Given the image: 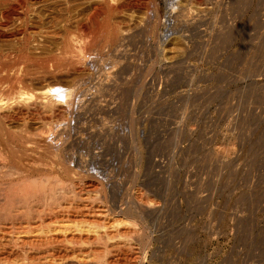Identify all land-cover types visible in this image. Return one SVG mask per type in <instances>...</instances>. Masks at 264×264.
Masks as SVG:
<instances>
[{"label": "rangeland", "instance_id": "374dc122", "mask_svg": "<svg viewBox=\"0 0 264 264\" xmlns=\"http://www.w3.org/2000/svg\"><path fill=\"white\" fill-rule=\"evenodd\" d=\"M52 1L34 3L29 10L39 24L37 35L45 37L32 43L42 49L39 58L52 70L62 57L51 58L58 52L54 48H61L65 35L57 15L66 18L69 4L73 12L74 7L76 13L80 10L68 17L69 33L86 34L90 40L106 18L118 26L123 21L119 27L130 31V39L121 41L120 49H125L120 55L93 53L86 65H77L81 69L69 67L62 57L58 69L67 75L61 71L44 79L48 66L36 73L33 87L55 77L74 85V103L64 118L48 111L16 116L8 122L12 140L30 139L48 124L67 132L58 131L67 134L61 158L75 171V181L62 173L51 177L62 178L75 195L78 191L73 206L81 204L90 215L105 217L107 226L117 217L132 218L145 235L120 236L110 226L115 236L109 241L119 244L107 253L113 254L109 258L121 257L125 242L138 256L133 264H264V0H156L158 19L157 11L146 5L149 0H116L111 8L109 0H56L55 9L48 6ZM93 8L99 15L90 28L101 24L84 34L78 26L89 20ZM37 151L30 153L37 157ZM9 161L17 162V157ZM89 179L101 188L90 190L85 186ZM141 199L148 200L147 206L152 202L153 210L148 207L149 212L136 217L128 208L139 206ZM18 216L0 224V251L16 252L8 258L0 252V264L31 263L23 260V246L12 241L25 234V217ZM64 245L70 256L57 258L58 264L94 259L95 244L79 245L78 250L70 242Z\"/></svg>", "mask_w": 264, "mask_h": 264}, {"label": "bare ground", "instance_id": "6f19581e", "mask_svg": "<svg viewBox=\"0 0 264 264\" xmlns=\"http://www.w3.org/2000/svg\"><path fill=\"white\" fill-rule=\"evenodd\" d=\"M46 1H52V0H0V54L3 53L4 58H6L3 60H2V57L0 58L2 60V62H0V224L2 226L4 223V220L9 219V218L13 219V216L15 218L19 217L18 215L25 217V221H24L26 223V225H24L25 230L21 231L22 233L24 232L25 234L22 237H20V236L15 237L17 239L12 238V241L14 239V242H16L17 244L19 243L21 245V247L22 246L24 247V248L22 247V250H23L22 252H23V256H24L23 260L27 259L28 262L29 261L31 262L30 264H55L56 263L55 261L57 258L66 260V257L70 256L69 251H68L69 249H67V247L64 245L66 242L72 243L74 245L73 248L76 246V249H77V246L84 245L87 243H90L92 245L93 244L97 245L96 248L95 247H94V249L92 248L94 251L93 252L94 253V259L92 261L89 259V261H91L89 264H131V263L133 264L135 262L134 261L135 256H137V255L134 256L136 251L130 247L131 246L130 244H126L124 242V244L127 246V249H125L123 251V254L121 257H119L120 255L119 256L117 255V257H119V258H117V257L115 258L114 256H113L114 258H109L113 254L108 256L107 253L111 250L113 251L112 248L114 246H116V244H119V243H116L115 241H113V242L109 241V239H111L113 236H115L114 233H118V234H120V236H123V235L128 236L130 234L131 235L134 234L137 236L141 235V234L143 235L142 230H141L142 233L140 234L139 229H137V226H136L137 223H135L133 220H131L132 218L124 219L123 217H121V218L117 217V218H114L112 220V223L114 222L112 225L107 226V224L104 221L105 217L103 219L102 218L100 219L99 217H95V216L90 215L89 214L90 212H87L86 210H84L82 208L81 204H80L81 207H80V205L79 206L78 205L73 206L72 200L74 198H76L79 201V199L77 198L79 196L76 197L78 191L76 192V195H75V192H73V190L69 191L67 185L64 182L62 183V180H61L62 178L60 179V177L57 178L55 176H54L55 178L51 177L52 173L53 174H55V173L61 174L62 173L63 176L69 177L72 180V172H75L71 168V165H70V167L67 166V165H69L66 163L67 161H64V159L61 158V155H62L61 152L65 151L64 147H63V151H61L62 141L63 140L65 141V139H66L63 136L67 135V134H64L67 132H65L64 130L63 131L58 130L60 132H64L63 133L64 135L62 136L61 133H59L57 131V129H55V124L54 125L48 124L47 129H45V130L41 129V130H39V132H37V133L35 132V135L33 134L32 135L33 137L31 136L30 139H29V137L26 136L27 137L26 140L22 138L23 140L20 139V141L18 140V142H16V143H15L14 139L12 140V138H15V137H13L14 135H12L13 132H12L11 126H9L8 122H10V120L12 121V119L16 118V116L20 117V116H23L25 113L28 114V113H31L32 111H36L38 113L37 115H39L40 113H44V112L47 113V111H48V112H51L52 116H56V117L61 116L64 118L65 115L67 114V111L70 109V107H72L74 100H75L76 94H75L74 85H69V84H67L69 86L63 85V83H60L59 79L57 80L56 77H55L56 80L54 79L53 81H51L52 80L51 79L50 81L46 82L45 84H43L44 83L43 82L42 85H41V83L37 82V87H33V85H32L34 75L37 76L36 73H39V72L42 74L43 69H45L48 65H47V62H44L45 60H42L41 58H39L41 53H42L41 52L42 49H40V47H38L37 44L32 43V42H36V41H38V43H39L40 41L45 40V37L43 36L44 39L40 40L41 37L38 36L41 34V33L39 34V29H38L39 24L35 23L33 21V17H32L33 12L31 14L30 13L31 11H29V10H30V5H33L34 3L38 4L40 2L42 3V2H46ZM61 1H63L64 3H67V0H61ZM115 1L116 0H109L108 5L114 4ZM124 1H126V0H124ZM129 1H131V0H129ZM120 2L124 3L122 0ZM135 2H137V1L135 0ZM135 2H133V0H132V3H135ZM197 2L199 3V0ZM68 3H69V1H68ZM171 3L173 5V1ZM55 4H56V0H53L52 2L48 3V6L50 5L51 7H53ZM148 4H150L152 6L153 10L157 11V14H155V19L156 18L158 19V17L161 16V14H160L161 9L159 10V7L157 6L156 0H149V3H147L146 5H148ZM45 5L47 6V4H45ZM120 5H119V8H120ZM126 5L127 4H125V6ZM69 6H70V4L68 5V7L65 8L66 15L68 14L67 16L65 15L66 18H63V16L61 17V15H59L60 13L58 12L59 14L57 15V17L60 16V18H57L58 20L60 19V21H59L60 24L59 23L58 24L61 28L60 30H63L65 35H63L64 37H63V41H62L63 43L61 42V44H62L61 48H54V49H58L57 50L58 52H56V51L54 53L52 52L54 54V56L52 55L51 58H54L56 55H58V56L60 55L63 57L64 61L66 58L68 59V62L70 65L69 67H74L75 69H81L80 66L86 65L87 59L94 56L93 53H95V55H96V52H97L98 56H101V57H103L104 55L106 56L110 52H111V54L114 52H116L117 55L119 54L118 52H120L124 48L123 47L122 49H120L121 41L127 39L130 36V31H127V29L123 30L121 27H119L121 22H123V21H121L120 24L118 23L119 24V26H118L116 24V22H117L116 20H115L116 22L112 21V23H111V22L107 21L106 18H104V20H100V21H102V25H101V27H99L101 22L99 23V21H98V23H96L97 22V20H96V22H94V23L98 24V26H95L96 25L95 24L94 27H97V28H95L96 30H98V27H99V30L97 31V33L93 32V31L92 32L96 33L95 35L101 36V38L96 37L95 39H98V41L97 40L95 41V39H94L95 35L92 36V34H91L92 37H90L91 39L89 40V38H87L88 36L85 34L84 30H87L89 32L91 30H93L94 27L93 28H90V27H92V25H93L92 24L93 20L97 18L98 13L96 14V11L99 8H97L96 6H95V8H97L96 10L93 8L94 12L92 13L91 17H89L91 12H90L89 16L87 15L89 17V20L86 23L82 22L83 24H80L81 26H78L79 23H77V22L75 23V24H77L75 26H78L81 29H83V32L85 34V35L82 34V36L81 35L76 36L75 33H73L74 35L71 34L72 32L69 33V31L67 30V25L70 26V24L72 23V22L69 23L70 22L69 20H71L70 19L71 16H69V15H71L72 13L77 11L78 8L76 9V7H74L75 11L73 12L72 8ZM71 6L73 7V5H71ZM115 6H116V3H115ZM102 7H104V6H102ZM108 7H110V5ZM111 7H112V5H111ZM82 8H83V6H82ZM110 8H108V12H109V10H113ZM113 8L116 9L115 7H113ZM65 10H62V11H65ZM120 10H122V9L120 8ZM184 10H186V9H184ZM90 11H92V10H90ZM104 11H107V8H105ZM99 12H101V11H99ZM51 13H53V12H51ZM77 13L75 12L74 14L77 15ZM101 13H100V15H101ZM177 13H178V11H177ZM56 14L57 13H55V16H56ZM183 16H184V14H183ZM44 17H46V16H44ZM68 17H70V18L68 19ZM38 18H39V16H38ZM61 18H63V19L61 20ZM48 19H49V17H48ZM52 19H54V18H52ZM101 19H103V18H101ZM72 20H73V18H72ZM75 21H77V19ZM50 22H52V21H50ZM124 22H126V21H124ZM39 23H40V21H39ZM57 29H59V28H57ZM79 29H78V31H79ZM89 32H88V35H89ZM228 34H231V33H228ZM84 36H87L86 37L87 39ZM53 38L54 37H52V39ZM46 39H47V37H46ZM54 39H56V38H54ZM128 39H130V38H128ZM50 40H51V38H50ZM31 43L33 45L32 47H31ZM33 50H35V51H33ZM1 56H2V54H1ZM62 57H61V59H62ZM64 57H65V59H64ZM61 59H60V61H61ZM58 61H59V59L57 60V65L55 66V69L52 70L50 65H49L50 68H49V66L47 67V72H49V74H46L43 72L44 76L47 75V77L49 78L48 75L54 76L56 73L58 74L62 71L61 72V74H62L65 71V70L58 69V67H59L58 64L60 62V61L59 62ZM53 62H55V61L53 60ZM61 63H60V65H61ZM30 64L35 66V68L33 67L35 69V71H34V69L31 70L29 68V66H31ZM78 64H80V66H77ZM52 65H53V63H52ZM52 67L54 68V66H52ZM48 68H49V71H48ZM63 69H64V67H63ZM75 69H72V70L75 71ZM81 71H83V70H81ZM66 73L67 72L65 71V74ZM69 73H71V72H69ZM38 75L40 76V74H38ZM36 76L34 77V79L37 78ZM57 77H58V75H57ZM51 78H53V77H51ZM41 79H43V78H41ZM41 79H40V81H41ZM44 79H46V76ZM37 80H38V78H37ZM74 81L76 83L77 79ZM38 83L40 85H38ZM35 84H36V82H35ZM72 84H73V82H72ZM100 89H101V87H100ZM69 111H71V110H69ZM36 112H35V114H36ZM33 114H34V112H33ZM44 116H45V114H44ZM40 117H41V115H40ZM69 117H71V116L69 115ZM66 120H68V119H66ZM45 123H44V125L46 126ZM44 125L42 127L43 129L45 127ZM65 137H67V136H65ZM35 148H36V150H39V151H37V157L32 156L33 152L35 151ZM30 151L32 152V154L30 153ZM6 152H8L9 156H6V155L3 156V153H6ZM23 155L27 156L26 162H23L21 160V159H25V158H21V156H23ZM44 156L49 159V162H46V160L43 158ZM64 156H66V155H64ZM7 157H8V159H7ZM16 157H17V162L13 163V162L9 161V158H10V160H13V158L15 159ZM64 162L67 165L66 164L64 165ZM54 165L57 167L54 168L55 167ZM58 176H60V175H58ZM73 180H72V182L75 181V180L74 181ZM82 180H83V178H82ZM94 180L92 181L89 179L87 181L88 184L85 186L86 187L88 186V188L90 187V190H91V188L98 189L99 186L97 187V184H96V182H94ZM82 184H83V182H82ZM73 186H74V184H73ZM100 186H102V185H100ZM99 188H101V187H99ZM70 189H71V187H70ZM78 190H80V189H78ZM74 191H75V189H74ZM103 197H105V196H103ZM76 199H74V201ZM139 199H140V197H139ZM91 200H93V199H91ZM62 201L64 202L63 204L61 203ZM147 201L146 200L142 201V199H141L138 201L139 203H141L139 206L136 205V207H133V209H130V208H128V209H129V211H131V213L134 216H136V217L142 216L143 217L144 212L146 213L147 210L149 212L150 209L153 210V207L151 206L152 202L150 203L151 205L149 204V206H147L148 205ZM75 204H76V202H75ZM77 204H79V203H77ZM83 205H86V204H83ZM148 207L150 209H148ZM80 208H82V209H80ZM87 209H88V207H87ZM128 209H127V211H128ZM122 213H123V210H122ZM103 215L105 216V214H102V216ZM19 218H21V217H19ZM10 221H8L7 223H9ZM10 225H11V223L9 224V226ZM15 225H13V226H15ZM110 226L114 227V229H113L115 231L114 233H112V231H110V228H109ZM0 228L2 229L3 227H0ZM143 236H145V235H143ZM141 239H143V238H141ZM141 239L139 238V240H141ZM143 241H144V239H143ZM15 244H13V245H15ZM86 246H89V245H86ZM118 246L116 247V249L120 247V246L119 247ZM69 248H70V246H69ZM120 249H121V247H120ZM114 250H115V248H114ZM133 250L135 251L134 254L131 253ZM79 251H81V250H79ZM112 251L110 252V254L112 253ZM115 251H117V250H115ZM129 251H131V252H129ZM0 252H1V254L4 255L5 258H8L15 251L13 252L12 248H11V249L3 250ZM113 253H114V251H113ZM67 261H68V259H67ZM56 264H58V263H56ZM70 264H72V263H70Z\"/></svg>", "mask_w": 264, "mask_h": 264}]
</instances>
